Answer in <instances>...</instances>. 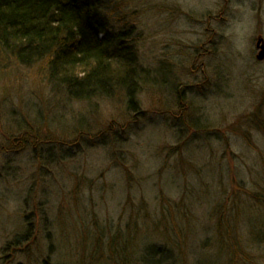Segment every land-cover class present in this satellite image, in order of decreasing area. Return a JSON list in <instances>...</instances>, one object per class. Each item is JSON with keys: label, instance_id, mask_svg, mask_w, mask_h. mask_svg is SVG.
<instances>
[{"label": "rangeland", "instance_id": "rangeland-1", "mask_svg": "<svg viewBox=\"0 0 264 264\" xmlns=\"http://www.w3.org/2000/svg\"><path fill=\"white\" fill-rule=\"evenodd\" d=\"M121 1L150 79L137 113L0 70V264H144L150 244L180 264H264V208L224 237L211 215L233 188L264 195V0ZM177 209L189 213L173 234L159 222ZM118 231L124 257L106 246Z\"/></svg>", "mask_w": 264, "mask_h": 264}, {"label": "trees", "instance_id": "trees-1", "mask_svg": "<svg viewBox=\"0 0 264 264\" xmlns=\"http://www.w3.org/2000/svg\"><path fill=\"white\" fill-rule=\"evenodd\" d=\"M122 2L0 0V64L3 66L7 62L1 71L8 65L28 69L32 79L42 77L51 86L62 87L69 98L79 102L107 95H121L126 100L127 110L137 113L135 94L139 93V86L143 85L144 80L150 79H147L148 75L137 64V54L132 43L136 26L126 20L136 10L123 13V17L121 13L117 15ZM121 22L124 27L119 26ZM254 184L259 187L257 181ZM241 190L242 187L239 192L233 188L227 198L223 195L215 199L211 215L214 224H217L215 228L223 237L230 236L228 228L223 232L224 226L237 220L239 223L246 208L255 205L264 208V195L251 192L243 197ZM250 197L253 202L246 200ZM177 210V213L172 214L163 211L159 222L164 226V222L171 221L173 225L166 231L173 234L176 233L175 227L182 225L189 213ZM94 224H98L95 219ZM95 229L98 237L92 245L99 246L103 244V238L99 228L96 226ZM29 232L27 229V233L23 234L24 240L30 237ZM120 234L118 231L113 236L109 232L108 245L105 243L108 254H119L121 257L130 251L120 246L124 241ZM171 243L177 249V242ZM225 244L230 245L226 241ZM231 245L237 248L238 244L234 240ZM164 249L155 244L147 245L142 254L147 257L144 264H180L182 258L171 255L167 247ZM129 255L131 257V253Z\"/></svg>", "mask_w": 264, "mask_h": 264}, {"label": "water", "instance_id": "water-1", "mask_svg": "<svg viewBox=\"0 0 264 264\" xmlns=\"http://www.w3.org/2000/svg\"><path fill=\"white\" fill-rule=\"evenodd\" d=\"M256 47L259 50L256 55V60L262 61L264 59V41L261 37H258L256 41Z\"/></svg>", "mask_w": 264, "mask_h": 264}, {"label": "bare ground", "instance_id": "bare-ground-1", "mask_svg": "<svg viewBox=\"0 0 264 264\" xmlns=\"http://www.w3.org/2000/svg\"><path fill=\"white\" fill-rule=\"evenodd\" d=\"M6 65H7V62L6 64H3V66L0 64V70L4 69Z\"/></svg>", "mask_w": 264, "mask_h": 264}, {"label": "flooded vegetation", "instance_id": "flooded-vegetation-1", "mask_svg": "<svg viewBox=\"0 0 264 264\" xmlns=\"http://www.w3.org/2000/svg\"><path fill=\"white\" fill-rule=\"evenodd\" d=\"M258 37H261V36H258ZM258 37L256 38V41H257V39H258ZM262 38V37H261ZM263 39V38H262ZM264 41V40H263ZM255 49L257 50V53H258V48L256 47V43H255Z\"/></svg>", "mask_w": 264, "mask_h": 264}]
</instances>
